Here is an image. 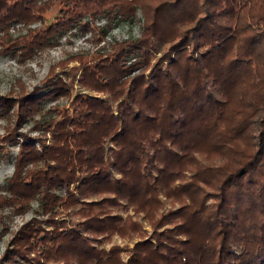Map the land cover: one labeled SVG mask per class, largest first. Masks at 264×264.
Instances as JSON below:
<instances>
[{
    "label": "trees",
    "instance_id": "1",
    "mask_svg": "<svg viewBox=\"0 0 264 264\" xmlns=\"http://www.w3.org/2000/svg\"><path fill=\"white\" fill-rule=\"evenodd\" d=\"M139 13L138 38L106 40ZM73 29L96 49L0 94V223L42 208L0 264H264V0H0V54ZM115 235L139 238L128 259Z\"/></svg>",
    "mask_w": 264,
    "mask_h": 264
},
{
    "label": "rangeland",
    "instance_id": "2",
    "mask_svg": "<svg viewBox=\"0 0 264 264\" xmlns=\"http://www.w3.org/2000/svg\"><path fill=\"white\" fill-rule=\"evenodd\" d=\"M58 10L59 7L47 14L46 25H50L55 21V18L58 16ZM141 18L142 15L139 13L138 19H135L134 21H121L109 32L106 40L111 41L113 38L119 40H125L129 37L135 39L138 38L141 35ZM105 21H101L98 24L103 25ZM16 26V28H20L19 24ZM33 27H35V25ZM12 31L14 32L15 37L19 34L26 33L25 29L20 32H15L14 30ZM73 31H69L62 36L52 39L50 44L40 50L33 58L27 60H22L21 58L12 54H0V94L6 95L11 90L18 92V79H21L27 85L28 89L31 90L49 73L50 68L54 64L66 60L70 56L77 53L91 52L96 49L94 48L95 44L92 42L93 36L91 32L82 33L78 29H73ZM101 44H104V42ZM77 65H79V62L72 61L69 63L67 69ZM57 71H60V69L58 68ZM41 85H43V83ZM80 90V86L76 83L75 93ZM82 91L88 92L87 90ZM57 102L58 101L49 100L44 102L43 106L45 109H49ZM61 102L64 104L66 103L67 107H69V103H67V101L62 100ZM36 118L39 119L40 116H37ZM6 125V118L0 117V141L5 134ZM33 125V121L27 122L23 128V131L31 129ZM37 134V132H33V135ZM7 147L8 153L0 161V189L4 190L5 192H7L8 188L7 179L10 178L14 173V161L15 156L18 153L17 144H11ZM167 207H170V203L167 204ZM11 211L13 210L6 208L3 212L4 215L8 216L6 223L10 228V232H5L3 225L0 223V256L4 253L7 245L9 244L13 232L16 231L23 223L31 220L33 217H36L38 214H41L42 208L37 201H34L31 209L26 214L11 213ZM129 213L133 214L132 211ZM123 214L124 216L127 215L125 212H123ZM40 217L42 218V216H39V218ZM144 224L145 228L151 232V227L145 221ZM43 226L47 227L46 224H43ZM138 239L139 238H135L134 240L129 241L122 239L118 235H115L111 241H106L104 243V247L109 249L114 244H119L122 246L127 245L129 248L125 250L122 255L124 259H128L130 250Z\"/></svg>",
    "mask_w": 264,
    "mask_h": 264
}]
</instances>
